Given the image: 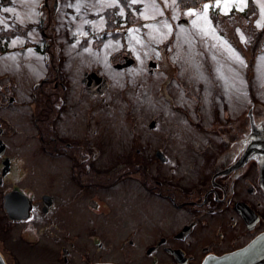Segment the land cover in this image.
<instances>
[{"label": "rangeland", "instance_id": "374dc122", "mask_svg": "<svg viewBox=\"0 0 264 264\" xmlns=\"http://www.w3.org/2000/svg\"><path fill=\"white\" fill-rule=\"evenodd\" d=\"M42 1L0 0V85L4 86L6 96L9 92L14 99L13 103L0 102V128L7 144L6 154L14 162L15 170L0 191L21 178L23 186L36 182V192L64 179V214L58 206L49 219L38 222L42 225L40 230L48 229L42 232L43 236L23 234L24 225L11 226L4 235L0 227V252L5 263L20 264L21 259V264H63L58 248L65 247L70 251L69 264H152L154 260L156 264H172L161 250L145 258L142 248L153 244V236L161 233L170 237L183 223L192 221L196 224L194 233L186 241L175 243L195 256L191 264H197L208 251L219 255L236 248L239 241L235 238L241 233V226L230 219L229 208L215 217L186 213L150 194L143 196L135 184L109 193L107 199L112 207L108 203L105 209L100 206L96 211L88 209L83 213L89 198L100 203L104 195L75 188L70 183L71 164L66 158L41 154L32 139L35 131L28 108L21 106L28 99L30 85L44 74L45 57L35 49L44 47L45 41L40 36V17L45 24L48 22L39 9ZM187 1L183 7L177 0L175 5L172 0H138L136 4L125 0V12L119 0L117 7L108 6L111 0H60L54 24L51 22L56 46L64 53V118L58 125L64 142L82 143V139H89L103 143L101 149L94 151L98 156L95 154L93 159L86 149L89 164L95 159L101 169H107L116 160L124 162L132 141L149 144V149L145 145L141 151L149 160L158 148L166 161L148 160L149 168L153 174L155 169L161 171L172 193L210 186L211 175L218 169L217 149L224 138L231 142L249 132L251 107L255 124L264 121V17L260 10L264 0H246L242 11L237 10L234 0L210 7L207 15L212 27L207 31L203 30L202 19L186 14L189 9L203 14L206 0ZM153 3L162 15L153 11ZM6 8L13 11L5 12ZM113 8L122 18L131 14L136 25L129 29L134 31L127 30L116 40L107 38L95 45V37L106 25L103 12ZM179 19L189 23L178 24ZM165 21L171 26L170 34L162 26ZM83 38L87 43L80 47ZM251 42L257 46L254 52L250 50ZM21 48L26 52H17ZM237 55L243 64L236 59ZM123 56L134 59L135 64L125 62ZM152 62L156 63L154 67L150 66ZM92 72L109 82L108 88L102 90L104 99L90 97L84 90V74ZM241 110L244 118H240L241 114L236 118ZM152 121L156 122L154 130ZM227 126L229 131L224 130ZM67 153H74L72 158L78 159V150L69 149ZM249 168L242 187L252 170L251 164ZM219 180L227 187V177ZM240 197H247L244 188L240 189ZM261 197L252 200L254 205L260 200L264 217ZM103 219L107 224L100 230L102 248L98 250L87 227ZM73 222L74 226L68 225ZM142 225L147 228L137 230L131 245L118 242L128 231ZM251 235L243 232L240 240L246 243ZM34 239L41 240L40 245ZM203 246L205 251L201 250Z\"/></svg>", "mask_w": 264, "mask_h": 264}, {"label": "flooded vegetation", "instance_id": "af4514ba", "mask_svg": "<svg viewBox=\"0 0 264 264\" xmlns=\"http://www.w3.org/2000/svg\"><path fill=\"white\" fill-rule=\"evenodd\" d=\"M46 40L49 41L47 46H44L42 49L35 48L36 51L40 52V54L45 57L44 74L40 76L37 82L30 85L29 91L27 92L28 99L27 101H23L21 106L28 108V118L31 120L32 129L35 131L32 139L34 141L36 140L38 150L41 154L48 158L54 157L61 160L66 158L71 164L70 183L75 188H79L82 192L92 191L94 194L104 195V201H100V203L93 197L89 198L83 213L88 209L89 211H96L100 206L105 209L108 203L109 207H112L110 199H107L110 198L108 194L112 191L114 192V190L120 186L135 184L143 196L147 197L150 194L159 201L165 202L173 209L181 210L186 213H193L199 216L208 214L209 217H215L222 215V213H225V210L229 208V211L232 213L230 219L238 222L241 226V233L235 238L237 242L239 241V245L231 251L223 252L219 255L208 251V253L206 252V254L204 253L199 257L197 264H204L206 261L218 264L243 263L247 260L250 252H258L260 250L261 239L264 237V217L260 213L262 203L260 200H257L254 205L252 197L262 196L261 198H263L262 200L264 202L261 176L262 155L260 154V149L264 141V123L261 127L256 128L255 117L250 116L249 122L251 126L246 135L242 134L241 137L232 138L231 142L224 138V141L220 144L221 147L217 149L219 152L216 153L215 164L218 166V169L213 171L210 179V186L207 188L202 185L199 190L186 193L183 191L180 193H172L170 190L171 188L165 185L164 175L161 171L155 169L153 174L149 168V159L141 155L143 146L147 145V149H149V144L147 143L142 144L132 141L129 148L126 150L131 152L124 155L126 156L124 162L114 160L115 163L113 165H108L107 169H101L96 164L95 159L93 164H89L91 159L89 160L86 149L91 151L93 159L96 154L94 151L101 149L100 145L103 143L96 141L89 142V139H82V141H84L82 143L64 142V135H62L63 133L60 132L58 126L60 122H62V118H64V53L61 52L62 49L60 47L56 46L55 35H47ZM23 52H26V50ZM86 74L87 73H85L84 76ZM87 80L89 82L91 81V91H88V86L86 87L82 80L85 92H91L89 94L87 93L90 97L104 99V94H97V92L102 91L99 86L104 85V82L97 83L98 81H96L97 78H95V76L89 77ZM3 87V85H0V102L7 101L8 103H13L14 99L10 96L12 94L7 92V97ZM241 112L242 110L238 112L236 118H238ZM250 113L251 111H249V114ZM241 117L244 118V114H241L240 118ZM226 119L227 113H225V120ZM152 129L154 130L155 126ZM228 129L229 126L224 128L225 131H229ZM155 145L159 146L160 144L155 143ZM207 146H210V144L208 143ZM69 149H71L72 152L79 151L77 156L78 159L72 158L74 153L71 155L67 153ZM7 150V144L4 141V132L0 128V186L5 184L6 179L10 178L12 174L15 175L14 162L10 156L6 154ZM64 150L66 151L65 153ZM155 150L153 154L154 158L150 160L165 162V154L161 155L158 148ZM97 156L98 154H96V157ZM250 164L252 165V170L248 176L250 178L247 177V179H245L242 187L241 183L244 177L247 176L246 172L249 171ZM16 176L21 178L20 175ZM226 177L228 178L227 187L221 182L222 180H219ZM21 179H18L16 183L10 186L8 185L6 190L0 191L1 233L6 235L11 226L21 227V225H24L22 227L23 229H21L23 234L30 232V234L34 233V235L38 234L39 236H43L42 232L44 230L48 231V229L40 230L42 225L40 226L38 222L49 219L52 214L57 212L58 206H60L62 214H64V179L53 183L54 185L51 184L48 189L44 188L46 190L42 192L33 191L37 188L36 182L33 186H23ZM243 188L247 197H240V189ZM52 189L54 192L51 191ZM47 190H50V192ZM57 199H60L59 203ZM223 207L225 208L224 210ZM70 214H72V212H70ZM83 217L82 214V219ZM62 221L64 223V217ZM87 222L91 223V220ZM74 224L73 222L68 225L74 226ZM105 224H107V222L105 223L104 219L98 220L91 223L90 226L87 227L88 229L86 228L91 233L89 238L93 237L91 240L94 239L98 250L102 248L100 244L102 239H100V230H102ZM28 226L32 228L30 229ZM145 227V225H142L137 227L136 230L128 231L118 242L121 243V245H131L133 243L132 239L134 234L136 235L138 233L137 230H145ZM195 227L196 224L192 221L191 223H183L170 237L161 233L158 236H153L151 238L153 244L142 248L143 256L145 258H149L150 256L153 257L154 254L161 250V253L170 258L172 264L193 263L195 256L189 254L185 249L175 246V243L186 241L187 238L194 233ZM105 231L107 230L105 229ZM152 232H156V230ZM243 232L252 234L246 243H243L242 239L240 240L243 236ZM32 241H36L39 245L41 243V240L37 239ZM167 242L170 243L167 244ZM171 242L173 243L171 244ZM33 245L34 244H31L29 246ZM26 248L29 249L28 245H26ZM107 248L113 251L111 247ZM205 249L207 248H201L203 251H205ZM58 251L61 255L62 260H60L62 263L69 264L70 251L65 247L58 248ZM21 262L20 259V264ZM156 262L157 260H154L152 264H156ZM89 264L118 263L94 261Z\"/></svg>", "mask_w": 264, "mask_h": 264}, {"label": "snow or ice", "instance_id": "6c2138e0", "mask_svg": "<svg viewBox=\"0 0 264 264\" xmlns=\"http://www.w3.org/2000/svg\"><path fill=\"white\" fill-rule=\"evenodd\" d=\"M130 2L132 4H136L138 2V0H130ZM234 2L236 3V7H237V10L239 11H242L243 10V7L245 6L246 4V0H234ZM172 3L175 5L176 4V0H172ZM220 3H221V0H216V6L219 7L220 6ZM117 5V0H111V3L108 5L109 7H112V6H116ZM152 8H153V11L162 15L163 13L159 11V9L156 8V5L155 3L152 4ZM210 8V5L209 4H204L203 5V9H204V12L203 14H200V13H196L194 10L192 9H189L188 12L186 13L188 16H197L199 19H202L204 21V25H205V28L203 29L204 31H207L208 29H211L212 25H211V21L209 20L208 18V15H207V12H208V9ZM227 9H228V3L226 2L225 5H224V10L225 12H227ZM260 10H261V16L264 17V3L261 4V7H260ZM5 12H10V11H13L12 9L10 8H6L4 9ZM121 14H123V10H121ZM175 18V17H173ZM193 24H196V21L194 20L193 21ZM162 26L163 28L167 29V34H170L171 33V26L165 21V22H162ZM257 26L259 27L260 26V23L258 22ZM134 31L133 29H129V32H132ZM241 40L242 42H244V38L241 37ZM139 43V41H137ZM236 59L239 60V62L241 64H243V60L237 55L236 56Z\"/></svg>", "mask_w": 264, "mask_h": 264}, {"label": "water", "instance_id": "95a60500", "mask_svg": "<svg viewBox=\"0 0 264 264\" xmlns=\"http://www.w3.org/2000/svg\"><path fill=\"white\" fill-rule=\"evenodd\" d=\"M179 23L187 24V22L184 21V20L183 21H180ZM128 63L130 64V62H128ZM150 66L154 67L155 65L151 63ZM84 81H85L86 85L88 86V91H91L90 90L91 89V86H90V82L91 81L89 82L87 79H85ZM96 81H98L97 83H99L100 81H103V80L99 78ZM99 87L101 89H103V85H100ZM103 91H104V89H103ZM97 93H100V92H97ZM101 93H102V91H101ZM251 110H252V107H251V109L249 111H251ZM250 116H251V113L249 114V117ZM263 123H264V121H261L258 124H255V127L256 128H259V127H261V125ZM262 145H263V149L261 150V154L264 156V141H263V144ZM261 176H262V186L264 188V159H263V163L261 165ZM0 264H5L2 261L1 258H0ZM241 264H264V243H262V245L260 246V251L258 253L257 252H253V251L250 252L248 254L247 260L245 262L241 263Z\"/></svg>", "mask_w": 264, "mask_h": 264}, {"label": "trees", "instance_id": "16d2710c", "mask_svg": "<svg viewBox=\"0 0 264 264\" xmlns=\"http://www.w3.org/2000/svg\"><path fill=\"white\" fill-rule=\"evenodd\" d=\"M187 1V0H186Z\"/></svg>", "mask_w": 264, "mask_h": 264}]
</instances>
